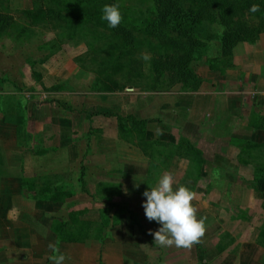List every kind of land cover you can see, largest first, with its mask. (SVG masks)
<instances>
[{
  "label": "rangeland",
  "instance_id": "obj_1",
  "mask_svg": "<svg viewBox=\"0 0 264 264\" xmlns=\"http://www.w3.org/2000/svg\"><path fill=\"white\" fill-rule=\"evenodd\" d=\"M228 1L238 10L233 27L246 28L244 32L250 39L257 36L226 50L219 40L222 27L208 21L197 6L190 4L188 12L197 20L193 35L200 44L195 51L201 55L189 64L192 73L201 79L200 85L191 89L183 81H176L178 75L171 68L179 52L168 51L163 39L145 32L143 24L160 18L152 11L150 0L96 1L100 9L115 3L125 18L144 21L141 27L131 25L129 35L114 34L121 44L139 45H129L131 50L122 58V69L108 73L107 80L101 69L103 58H108V54L101 50L107 49L110 33L107 26H97L95 19L85 26L81 23L88 18L82 13V0H66L65 6L55 5L57 0L43 3L0 0V22L4 24L0 33V78L3 79L0 112L3 116L18 108L15 103L26 108L28 102L39 100L59 108L62 118L72 115L78 131L90 130L81 112H96L98 107L110 112L101 121L96 119L98 126L114 127L118 117L127 115L148 120L163 118L164 121L158 122L165 126L148 123L149 129L141 139L134 130L124 133L132 143L138 144L139 166L154 169L151 176L145 175L154 184L162 173L169 172L174 178V187L184 185L194 193L192 203L197 218L204 221L205 231L197 243L178 255L175 246L153 244L150 232L156 231L159 225L145 220L144 210L136 209L138 215H143L142 226L148 234L142 233L138 223L127 221L125 227L113 228L118 232L114 237L111 231L110 237L121 239L125 233L126 247L136 240L139 244L136 255L144 264H264V132L258 134L259 142L251 139L255 138L254 129L264 130V30H259L264 11L252 13L243 1ZM90 10L100 13L94 7ZM92 31L94 38L89 36ZM170 36L176 37V34L170 33ZM143 54L150 58L142 59ZM155 60L166 63L156 70ZM179 104L195 107L194 117L201 123L198 131L188 123L185 126L176 121ZM158 108L165 109V114L161 115ZM75 112H80V116ZM182 132L193 139L196 136L197 144L203 149L201 155L195 150L186 154V149L175 147L181 144V139H186L180 135ZM139 140H144V145L154 144L144 151ZM96 178V175L87 178L92 192L98 186ZM87 194L89 200L82 204L84 207H64L62 215L73 221L82 217L80 212L88 211L83 217L89 218L90 237L97 241L101 214L111 220L117 216L120 220L121 215L127 217L130 213L104 206L101 200ZM134 225L135 238L128 236ZM102 253L98 252L96 261Z\"/></svg>",
  "mask_w": 264,
  "mask_h": 264
},
{
  "label": "crops",
  "instance_id": "obj_2",
  "mask_svg": "<svg viewBox=\"0 0 264 264\" xmlns=\"http://www.w3.org/2000/svg\"><path fill=\"white\" fill-rule=\"evenodd\" d=\"M15 105L18 108L11 114L7 111L3 116L0 112V264H52L49 260L50 243L65 254L64 264H144L136 255L139 250L136 240L129 242L126 247L125 233L121 235L124 242L110 237L113 228H122L127 221L131 222L130 215H121L119 224L103 227L96 238L98 242L91 239L92 228H88L83 232L87 234L83 241L57 243L55 226V223L68 218L66 214L62 215L64 207H84L82 204L89 200L86 198L87 193L101 200L104 206L126 207L127 212H133L142 226V222L147 219L142 220V213L138 215L136 209L144 210L142 201L145 197L142 193L149 187L148 183L155 184L151 177L145 176H151L154 169L139 166L138 144L135 141L132 143L118 124L114 127L96 125V119L101 121L110 114L101 107L96 109L98 114L90 118L91 112L80 111L90 130L78 131L79 126L75 125L72 115L62 118L59 108H53L45 102L30 101L26 108L19 103ZM151 108L154 109V105ZM232 109L236 110V107ZM158 110L161 115L165 114V109ZM195 111V107L179 104L175 111L176 121L185 126L188 123L198 131L201 123L194 117ZM80 112L75 113L80 116ZM155 119H149V124L165 126L158 122L164 121L163 118ZM74 125L77 127L73 128ZM254 130L255 138L251 139L259 142L258 134L264 130ZM180 135L203 151L196 142V136L193 139L184 132ZM95 175L98 186L92 192L87 178ZM81 177L86 183L85 188L80 182ZM48 179L64 181L60 184L48 183ZM87 212H80L82 217L78 219L79 222L90 223L89 218L83 217ZM135 225L128 235L133 238L136 236ZM117 232H112L114 237ZM142 233L148 234V231ZM176 249L178 255H182L185 250ZM100 251L103 252L102 256L96 261Z\"/></svg>",
  "mask_w": 264,
  "mask_h": 264
},
{
  "label": "trees",
  "instance_id": "obj_3",
  "mask_svg": "<svg viewBox=\"0 0 264 264\" xmlns=\"http://www.w3.org/2000/svg\"><path fill=\"white\" fill-rule=\"evenodd\" d=\"M39 3H43L44 0H35ZM52 1V0H51ZM82 13L87 14L88 18L82 20L81 23L85 26L86 23H91V20H96L97 26L100 25L102 27L107 26V23L100 19L101 9L97 5V0H82ZM244 2V6L250 8L252 4L259 5V11H264V0H240ZM92 3V4H91ZM152 11L160 16V18L155 19L153 22H146L145 24V32L151 33L154 37L159 39H163L164 43L168 45V51H174L175 53L179 52V57L177 58L176 64L174 67H171L175 74L178 75L176 81H183L184 84L189 85L191 89H196L201 82V79L195 76L192 70L189 68L190 62L197 57H201L199 52H196L195 49L199 46L198 40L193 35V29L195 28V24L197 23L196 18L191 17V13L188 12V6L190 4H194L200 10L201 15L204 13L205 18L211 23H217L222 27V33L219 37L223 48L226 50H231L235 45L240 42L250 41L255 38L257 35L255 34L253 38L247 37V34L244 32V29H237L233 27L234 16L238 13L237 9H233L234 3L229 2L228 0H150ZM55 5L65 6L66 0H57ZM97 8L100 12L99 14L93 13L90 8ZM99 15V16H98ZM144 21L132 18H125L122 16L121 23L123 27L117 26L116 28H109L108 32L110 33L107 36L108 44L105 48L106 50H101L108 54V58H103L101 73H105L104 79L107 80V74L111 72H117L122 69V58L128 55L130 47H136L139 44H129V42H124L121 44L117 37H114V34L129 35V29L131 25L133 28L141 27ZM104 23V24H103ZM3 23L0 22V33L3 30ZM126 29V30H125ZM259 30H264V21L260 24ZM170 33H175L176 37L170 36ZM103 34V33H102ZM112 35V36H111ZM90 37H95L94 32L92 31L89 35ZM106 37V36H105ZM122 39V38H121ZM114 40V42L112 41ZM166 48V47H165ZM167 50V48H166ZM100 50L98 52L102 53ZM121 59V60H120ZM126 59H124L125 61ZM129 63V62H127ZM163 61H154V66L156 70H159L161 65H164ZM159 66V67H158ZM191 74V75H188ZM192 78V80H190ZM0 82H3V79L0 78ZM72 109V108H71ZM97 112H92L91 116L97 115ZM150 120L146 118L137 119L133 115H127V117L120 116L118 117V126L121 131H136L140 139L144 135V133L148 129V123ZM125 134V133H124ZM126 135V134H125ZM139 144L142 146L143 150L146 151L147 147L154 144V142H146L144 140H139ZM181 144H176L175 147L178 149H186V154H190L189 150H195L200 155L202 151L199 149H195L191 143L186 139H181ZM184 151V150H181ZM146 154V153H145ZM47 182H51L49 179ZM80 182L83 188L86 187V183L81 177ZM62 193V190H60ZM121 210L127 211L126 207H120ZM102 221L99 225V232L102 231L103 227L109 226L110 223L113 225L117 224L119 218L114 216L111 219L106 214H101ZM130 218L132 223H138L142 232H144L143 226H141L139 220L134 216L133 212H130ZM56 231L58 233L57 243L60 241H69V242H80L87 238L86 232L88 228H91V223L89 222H79L78 220L71 221H61L55 223ZM58 246V244H57ZM225 248V246L223 247Z\"/></svg>",
  "mask_w": 264,
  "mask_h": 264
},
{
  "label": "clouds",
  "instance_id": "obj_4",
  "mask_svg": "<svg viewBox=\"0 0 264 264\" xmlns=\"http://www.w3.org/2000/svg\"><path fill=\"white\" fill-rule=\"evenodd\" d=\"M249 11H259V5L252 4ZM100 19L106 22L109 28H116L122 20L119 5H103ZM141 58L148 60L150 57L143 54ZM148 185L142 193L145 197L142 207L145 218L159 225L156 231L150 232L153 244L158 247L189 248L197 243L204 234L205 226L203 219L197 218L196 208L192 203L194 193L184 185L174 187V178L169 172L162 173L154 186L149 183ZM48 248L51 251L49 260L52 264H64L65 254L52 243Z\"/></svg>",
  "mask_w": 264,
  "mask_h": 264
}]
</instances>
